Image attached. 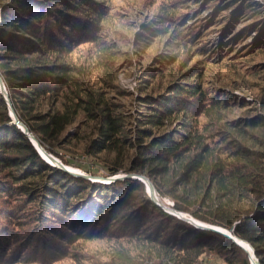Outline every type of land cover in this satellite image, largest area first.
I'll return each mask as SVG.
<instances>
[{"label":"trees","instance_id":"16d2710c","mask_svg":"<svg viewBox=\"0 0 264 264\" xmlns=\"http://www.w3.org/2000/svg\"><path fill=\"white\" fill-rule=\"evenodd\" d=\"M229 2L228 13L236 6L232 17L239 2ZM240 11L264 15L263 5L250 0ZM105 14L99 0H0V73L16 115L55 155L77 147L95 160V173L146 175L162 201L168 197L176 210L233 229L264 264V111L250 105L229 117L234 96L202 86L204 59L161 91L137 93L128 109L85 87L65 52L94 37ZM171 26L169 42L182 46L197 33L194 26ZM160 65L146 70L163 71ZM42 103L46 109L37 107ZM82 137L79 148L70 143ZM105 237L119 242L112 264H204L206 252L227 264H249L232 239L166 212L137 178L103 183L50 165L12 122L0 92V264H50L76 256L77 239Z\"/></svg>","mask_w":264,"mask_h":264},{"label":"rangeland","instance_id":"374dc122","mask_svg":"<svg viewBox=\"0 0 264 264\" xmlns=\"http://www.w3.org/2000/svg\"><path fill=\"white\" fill-rule=\"evenodd\" d=\"M99 1L106 6L102 28L94 37L76 42L65 52L67 59L78 67L85 87L103 91L109 100L128 109L137 93L150 89L161 91L169 81L179 78L186 68L204 59L198 62L202 65V86H214L234 96L236 102L225 111L229 117L245 113L250 105L264 111L261 104L264 98V15L254 18L246 11H240L244 0H238L239 12L232 17L231 12L236 6L228 13L230 0ZM250 1L262 4L264 8V0ZM173 23L177 28L184 25L190 29L197 23L194 26L197 33L187 46L169 42L175 40L169 34ZM155 27H163L164 31H156ZM210 27L214 29L210 30ZM96 39H104L107 44H98ZM204 44L207 47H203ZM162 52L176 56L168 61L157 58ZM162 63L163 71L154 69L153 74H149L146 70L151 64L159 67ZM37 107L46 109L47 105L42 103ZM82 140L83 137L70 143L79 148ZM76 150L77 147L64 146L56 156L61 160L63 157L69 159L80 170L95 173L92 170L97 167L95 160ZM163 200L165 205L172 203L168 197ZM122 243L129 247L133 245L127 241ZM118 244L108 237L77 239L73 251H78L76 256L70 252L50 264H112L109 255ZM202 262L227 264L213 252L204 253Z\"/></svg>","mask_w":264,"mask_h":264},{"label":"water","instance_id":"95a60500","mask_svg":"<svg viewBox=\"0 0 264 264\" xmlns=\"http://www.w3.org/2000/svg\"><path fill=\"white\" fill-rule=\"evenodd\" d=\"M0 92L2 93L4 100L7 104L9 115L12 119V122L15 123L29 138L33 146L36 148L38 153L41 155V157L48 162L50 165L60 168L74 176H81L87 179H90L92 181H99L103 183H110L117 179H123L125 177H133L141 180L145 185V190L147 194L150 196V198L160 207H162L166 212L173 214L177 216L178 218H181L192 225L199 227V228H205L210 229L216 232H219L223 234L224 236L232 239L236 244H238L241 248L244 249V251L247 253L249 264H261L260 259L256 256V251L253 247V245L247 241L246 239H243L236 235L233 232V229H227L224 227H221L216 224H212L203 220H200L193 215H191L188 212L176 210L170 205L172 204L170 202L169 206L165 205L162 200L159 198V195L157 193V190L155 189L152 181L146 176L141 173L137 172H124L120 171L111 175H104V174H97V173H91L84 170H80L79 168H76L74 165L65 163L62 161L59 157H57L54 153H51L47 151L44 146L41 144L40 140L31 132L29 129L20 121L18 116L16 115L13 106L10 102L9 95L7 88L5 86V83L0 75Z\"/></svg>","mask_w":264,"mask_h":264}]
</instances>
